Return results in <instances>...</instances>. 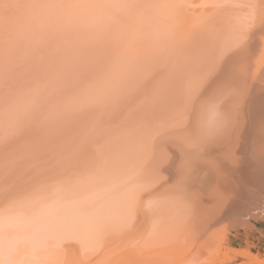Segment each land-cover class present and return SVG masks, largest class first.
Listing matches in <instances>:
<instances>
[{"label":"bare ground","instance_id":"6f19581e","mask_svg":"<svg viewBox=\"0 0 264 264\" xmlns=\"http://www.w3.org/2000/svg\"><path fill=\"white\" fill-rule=\"evenodd\" d=\"M262 142L264 0H0V264H264Z\"/></svg>","mask_w":264,"mask_h":264},{"label":"rangeland","instance_id":"374dc122","mask_svg":"<svg viewBox=\"0 0 264 264\" xmlns=\"http://www.w3.org/2000/svg\"><path fill=\"white\" fill-rule=\"evenodd\" d=\"M216 143V142H215ZM214 142H211L213 146ZM217 146V145H214ZM253 219H251L252 221ZM264 236L261 230L254 229L252 224L248 228H238L236 230H230L226 238V245L237 247L239 249L251 250L253 253L259 254L260 257H264ZM235 245V246H234ZM244 259L239 258L234 263L240 264Z\"/></svg>","mask_w":264,"mask_h":264},{"label":"clouds","instance_id":"9594fccd","mask_svg":"<svg viewBox=\"0 0 264 264\" xmlns=\"http://www.w3.org/2000/svg\"><path fill=\"white\" fill-rule=\"evenodd\" d=\"M219 103L210 102L207 107V122L208 126L211 127L215 124L216 120L219 118Z\"/></svg>","mask_w":264,"mask_h":264},{"label":"snow or ice","instance_id":"6c2138e0","mask_svg":"<svg viewBox=\"0 0 264 264\" xmlns=\"http://www.w3.org/2000/svg\"><path fill=\"white\" fill-rule=\"evenodd\" d=\"M252 155L253 158H256L258 156L261 161H264V142H262L259 146H253Z\"/></svg>","mask_w":264,"mask_h":264},{"label":"crops","instance_id":"0c3cea01","mask_svg":"<svg viewBox=\"0 0 264 264\" xmlns=\"http://www.w3.org/2000/svg\"><path fill=\"white\" fill-rule=\"evenodd\" d=\"M252 224L254 225V229L261 230L263 232V236H264V218H261L258 220H252L251 225ZM263 243H264V240H263Z\"/></svg>","mask_w":264,"mask_h":264}]
</instances>
